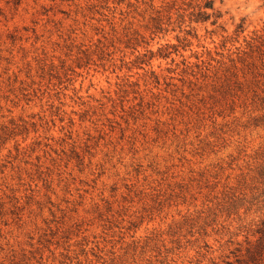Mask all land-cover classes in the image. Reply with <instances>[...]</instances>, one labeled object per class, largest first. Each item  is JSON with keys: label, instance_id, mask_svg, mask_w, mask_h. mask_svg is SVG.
<instances>
[{"label": "rangeland", "instance_id": "374dc122", "mask_svg": "<svg viewBox=\"0 0 264 264\" xmlns=\"http://www.w3.org/2000/svg\"><path fill=\"white\" fill-rule=\"evenodd\" d=\"M203 1L0 0V264H264V0Z\"/></svg>", "mask_w": 264, "mask_h": 264}, {"label": "trees", "instance_id": "16d2710c", "mask_svg": "<svg viewBox=\"0 0 264 264\" xmlns=\"http://www.w3.org/2000/svg\"><path fill=\"white\" fill-rule=\"evenodd\" d=\"M209 9H211L212 12H210ZM191 14L196 22L207 21L212 16H215L213 23H217V20L222 16V13L216 10L214 0H204L202 4H197Z\"/></svg>", "mask_w": 264, "mask_h": 264}]
</instances>
